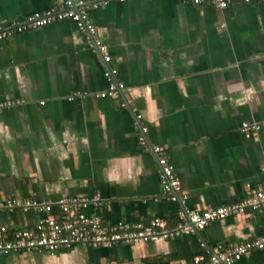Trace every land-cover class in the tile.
Listing matches in <instances>:
<instances>
[{
	"label": "crops",
	"instance_id": "1",
	"mask_svg": "<svg viewBox=\"0 0 264 264\" xmlns=\"http://www.w3.org/2000/svg\"><path fill=\"white\" fill-rule=\"evenodd\" d=\"M59 1L0 0V24ZM90 17L108 63L67 19L0 39V100L25 99L0 109V197L97 195L102 204L95 211L108 223L172 221L181 205L161 193L156 145L188 194L187 208L236 201L264 183V128L257 138L240 131L242 121H264V0L225 8L110 0ZM106 67L117 69L122 88L96 97L108 86ZM36 219L32 211L0 213L12 227ZM261 234L264 207L172 239L78 244L54 254H10L0 264H182L217 244ZM233 264H264V249Z\"/></svg>",
	"mask_w": 264,
	"mask_h": 264
},
{
	"label": "built area",
	"instance_id": "2",
	"mask_svg": "<svg viewBox=\"0 0 264 264\" xmlns=\"http://www.w3.org/2000/svg\"><path fill=\"white\" fill-rule=\"evenodd\" d=\"M110 0H60L45 11L35 12L24 21L13 20L8 25L0 24V39L11 36L17 31L36 28L54 21L67 19L85 34V43L93 51L101 54L104 63L111 59L106 44L96 35L97 28L90 17V10L108 3ZM124 1V0H119ZM191 4L209 3L217 8L231 4L249 3L254 0H181ZM117 69L106 67L104 75L108 86L95 93L96 97L117 96L122 83L116 79ZM80 94V93H77ZM23 98H5L0 100V109L24 103ZM43 103V101H41ZM124 106L125 103L121 102ZM140 117V115H137ZM264 121H242L240 131L244 136L257 138ZM144 131V129H143ZM139 144L146 146L142 133ZM158 164V175L162 195L180 203L172 221L164 217L153 216L147 220H118L108 223L95 211L102 201L97 195L64 196L53 201L36 200L31 197H0V213L5 211H32L37 219L29 227H12L0 222V257L10 254H25L43 251L54 254L68 251L78 244L90 247H111L116 244H133L141 241L167 240L184 234L197 233L208 224L238 215L247 210L264 207V183L259 187L246 188L244 196L236 201L207 206L187 208L188 194L181 189L172 164L168 161L163 147H152ZM90 207L93 210H90ZM203 246V243H201ZM253 249H264V234L243 240L235 245L224 247L217 244L205 252L193 255L182 264H233Z\"/></svg>",
	"mask_w": 264,
	"mask_h": 264
}]
</instances>
